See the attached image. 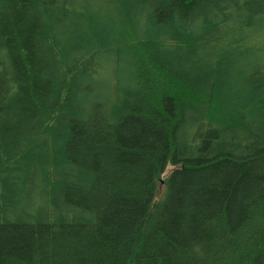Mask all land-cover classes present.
I'll return each mask as SVG.
<instances>
[{
    "label": "trees",
    "instance_id": "1",
    "mask_svg": "<svg viewBox=\"0 0 264 264\" xmlns=\"http://www.w3.org/2000/svg\"><path fill=\"white\" fill-rule=\"evenodd\" d=\"M0 264H264V0H0Z\"/></svg>",
    "mask_w": 264,
    "mask_h": 264
},
{
    "label": "rangeland",
    "instance_id": "2",
    "mask_svg": "<svg viewBox=\"0 0 264 264\" xmlns=\"http://www.w3.org/2000/svg\"><path fill=\"white\" fill-rule=\"evenodd\" d=\"M163 190V189H162Z\"/></svg>",
    "mask_w": 264,
    "mask_h": 264
}]
</instances>
